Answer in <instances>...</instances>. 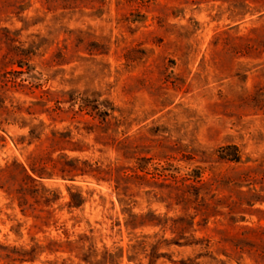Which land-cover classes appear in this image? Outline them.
I'll use <instances>...</instances> for the list:
<instances>
[{"label":"rangeland","instance_id":"1","mask_svg":"<svg viewBox=\"0 0 264 264\" xmlns=\"http://www.w3.org/2000/svg\"><path fill=\"white\" fill-rule=\"evenodd\" d=\"M0 264H264V0H0Z\"/></svg>","mask_w":264,"mask_h":264},{"label":"trees","instance_id":"2","mask_svg":"<svg viewBox=\"0 0 264 264\" xmlns=\"http://www.w3.org/2000/svg\"><path fill=\"white\" fill-rule=\"evenodd\" d=\"M137 167H140V169L143 170L144 166L140 165V166H137ZM131 174H127L126 172H124L121 176V178L119 176H115L113 178V181H114V188L118 191V193H124L125 190H123V184L124 182L127 181L128 177L130 176ZM135 177H138V178H143V175L142 174H139V173H135L134 174ZM122 178H124L125 180H122ZM105 179H112L110 178H105ZM121 191V192H119ZM125 195V194H124ZM84 200L83 196H82V193L81 192H70V200H69V203L71 205H76V204H80L82 203V201ZM128 203V202H126ZM128 220L126 222V224L130 223L132 225V227H135L137 223L139 224H142V221H143V218L141 217V214H137V213H128ZM133 253L136 252V247L135 245H133Z\"/></svg>","mask_w":264,"mask_h":264}]
</instances>
